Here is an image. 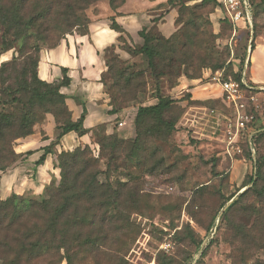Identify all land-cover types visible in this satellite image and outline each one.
<instances>
[{
	"label": "trees",
	"instance_id": "trees-1",
	"mask_svg": "<svg viewBox=\"0 0 264 264\" xmlns=\"http://www.w3.org/2000/svg\"><path fill=\"white\" fill-rule=\"evenodd\" d=\"M98 1L101 0H0L3 50L20 43L18 57L0 62V170L19 159L14 142L31 135L35 125L42 123L47 114L54 116L61 129L59 139L70 131L80 135L87 132L83 125L84 114L74 121L67 96L61 91L71 83L67 69H63L60 80L47 81L40 77L38 67L43 48L59 46L67 34L89 33L87 10ZM107 1L113 10L125 3V0ZM250 2L253 26L244 31L240 68L234 76L225 74L224 79L242 80L252 31V49L256 47L255 14ZM213 3L220 6L217 0H202L192 8L182 6L179 21L192 12L196 18L184 24L182 38L159 37L145 27L139 32L143 38L141 46L121 47L132 56L143 55L148 62L146 69L132 72L121 69L122 59L116 53L112 58L107 55L116 45L105 50L107 71L103 81L112 79V83H106L113 106L110 113L128 107L140 94L157 102L138 107L133 140L117 132L99 133L92 136L100 146L98 155L89 145L62 151L58 155L60 179H53L41 197L13 193L0 198V264H60L64 260L73 264L77 259L86 264L88 259L92 264H130L127 251L109 252L108 247L123 244V236L135 234V229H139L140 224L134 221L133 214L143 213L147 204L145 176L155 174L157 167L165 162L155 142L172 140L187 111L177 100L163 94L165 84L176 85L184 66L189 68L186 75L190 79L201 78L204 69L215 72L223 68V62L209 53V34L201 29L198 21L202 14L197 11L211 12ZM189 26L194 29L190 34L186 33ZM111 27L125 33L115 18L111 19ZM238 29L241 31L237 28L236 35ZM122 34L119 41L126 44ZM250 65L251 60L248 67ZM186 95L192 104L199 103L191 100L190 94ZM5 106L13 108L4 110ZM251 132L255 152L250 143H246L250 157L258 158L257 176L244 180L243 186L249 187L222 215L250 192L264 202V186H260L264 159L257 157V138L264 130L253 127ZM156 158L158 163H154ZM44 160L45 154L37 163ZM132 167L137 171L135 174L127 173L126 179L113 182L114 175L125 174ZM101 175L105 176V181L100 179Z\"/></svg>",
	"mask_w": 264,
	"mask_h": 264
},
{
	"label": "rangeland",
	"instance_id": "rangeland-1",
	"mask_svg": "<svg viewBox=\"0 0 264 264\" xmlns=\"http://www.w3.org/2000/svg\"><path fill=\"white\" fill-rule=\"evenodd\" d=\"M251 1L255 14V42H259L258 38L264 37V0ZM201 3L202 0H161L157 4V11L153 12L154 24L147 29L159 37L182 38L184 24L196 19L192 12L179 21L182 6L192 8ZM137 5H142V0H125L119 8H133ZM219 7L213 3L211 12H197L202 14L198 20L201 29L209 34V53L223 62L222 70L213 72L211 69H204L201 78L205 82L219 84L211 87L214 94H221V97L212 103L203 102L202 106L195 108L191 116L189 114L193 121L187 119L189 116L183 117L179 122L180 129L172 140L155 142L165 162L157 167L155 174L145 176L147 204L143 213L133 214L134 221L137 225L140 224L139 229H135V234L123 236V244L108 247L109 252L127 251L130 264H264V202L250 192L240 198L226 215H222L240 197L241 192L249 187L243 186L244 180L257 176L258 158L255 160L250 157L246 141L253 127L264 130V99H260L262 107L259 108L258 103L250 98L251 94H246L247 105L244 112L254 116V119L247 123L246 129L241 130L230 144V137L237 131L238 115L223 87L219 82L213 81L212 76L218 71L222 72V77L225 74L234 76L239 70L240 54L246 38L244 31L247 29H238V34L234 35L232 24L224 19L225 14ZM2 28L0 22L1 63L18 57L20 46L18 43L15 48L3 50ZM193 30L189 26L186 33L190 34ZM122 35L127 42L119 44L120 48L123 45L138 48L143 44L137 45L131 38L129 40ZM114 53L122 59L119 66L121 69L132 72L148 68L147 59L143 55L123 57L117 47L107 55L112 58ZM188 70L184 66L182 76L187 77ZM208 71L209 74L206 75ZM179 80L180 78L173 87L165 84L163 94L175 99L179 95ZM107 81L112 83L110 78ZM186 94L182 99L175 100L181 106L182 101H186V107L194 105ZM155 102L157 100H149L147 96L140 94L130 104L138 109L140 105ZM13 106H5L3 109L11 110ZM133 113L135 119V110L132 108L130 114ZM119 135L133 140L136 133L131 137L120 131ZM233 145L240 146L241 153ZM257 148V157L263 156L264 159V134L258 136ZM157 160L158 158L154 163H158ZM102 168H105V163H102ZM125 172L114 175L113 182L126 179L127 173L135 174L137 171L132 167ZM262 172L260 186H264V165ZM100 179L106 180L104 175ZM60 264H67V261ZM73 264L86 263L77 259ZM87 264H92V261L88 259Z\"/></svg>",
	"mask_w": 264,
	"mask_h": 264
},
{
	"label": "crops",
	"instance_id": "crops-1",
	"mask_svg": "<svg viewBox=\"0 0 264 264\" xmlns=\"http://www.w3.org/2000/svg\"><path fill=\"white\" fill-rule=\"evenodd\" d=\"M160 1L142 0V5L133 8L123 6L117 10H113L107 0L98 1L87 10L90 18L88 34H67L59 46L42 50L39 61L40 77L47 81L60 80L63 77V69H67L71 83L63 86L61 91L67 96L66 102L72 119L77 121L84 114L83 125L87 132L80 135L76 131H70L59 139L61 129L54 116L47 114L42 123L35 125L31 135L16 140L14 148L20 157L5 170H0V198L5 199L13 193L39 198L53 179H60L58 155L62 151L89 145L95 155L99 154L100 146L93 141L94 135L120 131L131 137L135 135L134 113H130L133 108L136 114L137 108L130 104L118 113H110L113 106L106 90V83L110 82L103 81V74L107 71L105 50L116 45L117 51L123 57L131 56L119 47V37L122 33L111 27V19H116L129 40L131 38L133 43L141 45L143 38L139 32L145 27L153 26V12L157 11ZM219 8L226 15L224 9ZM249 25L241 23L240 29H248ZM258 40L259 42H255L256 47L250 57L251 65L246 75L247 80L259 88L251 95L260 108V99H264V37H259ZM205 74H209V71ZM214 85L219 86L217 83L205 82L203 78L190 79L185 75L180 77L177 86L179 95L174 98L182 99L188 93L191 100L199 102L188 107L186 101L180 102L187 108L184 117L187 118L189 114L191 116L192 111L202 106L203 102L212 103L213 100L220 99L221 94L213 92L211 86ZM152 99L156 100L149 98ZM187 119L192 120L193 117ZM43 154L45 160L38 164Z\"/></svg>",
	"mask_w": 264,
	"mask_h": 264
},
{
	"label": "built area",
	"instance_id": "built-area-1",
	"mask_svg": "<svg viewBox=\"0 0 264 264\" xmlns=\"http://www.w3.org/2000/svg\"><path fill=\"white\" fill-rule=\"evenodd\" d=\"M220 4V7L224 9L226 15L225 17L234 25V35H236V29L240 28L241 23L250 24L249 27L252 28V5L250 0H217ZM253 33V31L251 32ZM254 36V34H253ZM252 37V34H251ZM253 40L250 39L247 54H246V64L243 70L242 80H236L232 77L224 79L222 77V72L218 71L215 75L212 76L213 81H217L223 87L224 93L226 94L227 99L230 101L231 105L235 108L237 112V131L230 137L229 143L232 144L233 140L240 133L241 130L246 129L247 123L251 122L254 119V116L246 114L244 111L246 109L247 101H245L246 94H251L254 91H257L259 88L255 87L253 84L249 83L246 77V70L248 67V62L253 53L252 43ZM253 99L252 95L250 97ZM252 136L253 133L250 132L248 135V142L251 145V149L255 152V149L252 145ZM233 148L237 149L241 153L242 149L240 146L233 145Z\"/></svg>",
	"mask_w": 264,
	"mask_h": 264
},
{
	"label": "water",
	"instance_id": "water-1",
	"mask_svg": "<svg viewBox=\"0 0 264 264\" xmlns=\"http://www.w3.org/2000/svg\"><path fill=\"white\" fill-rule=\"evenodd\" d=\"M251 40H254V36H253V33H252V37H251Z\"/></svg>",
	"mask_w": 264,
	"mask_h": 264
}]
</instances>
